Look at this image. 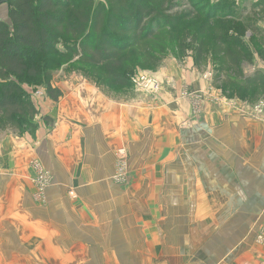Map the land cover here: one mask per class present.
<instances>
[{
    "label": "crops",
    "instance_id": "crops-1",
    "mask_svg": "<svg viewBox=\"0 0 264 264\" xmlns=\"http://www.w3.org/2000/svg\"><path fill=\"white\" fill-rule=\"evenodd\" d=\"M181 107L179 104L183 112ZM56 111L53 127L37 132L42 143L52 145L53 159L48 160V153L36 155L40 168L52 179L51 189L45 192L49 203L45 211L52 212L33 213L25 189L16 183L21 173L23 179L27 173L17 172L20 175L14 181L5 182L0 197V254L35 253L37 245H43L44 253H51L44 256L45 264H71L70 260L73 264H165L164 257L180 262L190 238V229L185 228L189 218L184 212L200 209L209 215L221 214L217 223L216 216L210 218L220 227L208 235L205 250L214 257L222 247L212 264L264 263V249L256 243L263 234L257 222L264 216V120L252 112L240 118L229 110L227 114L216 110L213 145L219 141L223 150L214 146L212 156L207 155L205 138L200 134L202 148L196 172L185 169L188 139L174 136L175 123H158L165 120L163 115L152 112L144 119L132 106L107 100L91 87L61 100ZM126 137L136 141L133 149H127L135 155L134 161L142 160L149 167L146 176L135 178L141 186L145 178L148 188L135 190L134 195L109 186L115 171L112 152ZM66 191L72 192L71 200L86 198L90 207L82 204V208L71 210L70 204L57 202L59 192L61 201L67 200L62 199ZM165 191L170 203L161 198ZM23 207L17 217L25 225L12 228L15 211ZM164 211L171 212V221H163ZM190 220L192 223L193 218ZM6 222L7 227L1 228ZM34 222L43 227V243H38L41 233L34 232ZM85 248H89V258L78 253Z\"/></svg>",
    "mask_w": 264,
    "mask_h": 264
},
{
    "label": "rangeland",
    "instance_id": "rangeland-1",
    "mask_svg": "<svg viewBox=\"0 0 264 264\" xmlns=\"http://www.w3.org/2000/svg\"><path fill=\"white\" fill-rule=\"evenodd\" d=\"M169 1L171 2V11H168V13L172 17H184L177 25L176 32L178 30L193 32L199 29L203 25L205 14L209 12L214 17L206 22L210 28L223 23L226 24V27L232 26L233 30H235L231 31L232 34H238L243 45L250 51L253 63L252 65L245 64L243 66L242 75L247 76L257 70L264 71V0ZM207 7L210 9H207ZM7 12L8 6H2L0 8V18H6ZM190 39V36L187 37L186 42ZM184 47L183 53H179V50L175 48V51L169 52L165 58L154 66L150 64L136 66L134 71L125 74L124 86H107L106 83L98 82L95 75H93L94 70L100 69L76 64L75 60L64 62L62 58L58 57L51 64V71L49 70L51 74L49 89L52 93H47L44 83L33 86L27 83L23 84L22 87L25 94L32 101L36 111H38V115L33 121L34 130H26L19 133L12 129L0 131V197L5 182L8 181V185L10 180L14 181L16 179L14 177L19 176L22 171L27 173V177L25 176V179H23V173H21V178L17 179L16 183L25 189V199H29L27 201L32 203L33 213L45 214L48 212L50 214L52 212L51 210L45 211L49 204L45 201V198H47L45 197V192L51 189L50 182L52 179H50L49 174L45 170H42L43 167L39 164L36 155L41 156V153H48V160L53 159V148L51 144L48 147L45 142L42 143L41 140L43 138L38 139L37 132L40 129L46 131V129L52 128L57 112V104L81 88H95L107 100L121 102L123 107L132 106L134 110H138L139 117L144 119L151 115L152 112H156L165 118L164 121L162 119L158 120V123H175L176 131L173 132L174 136L180 140L185 138L189 141L190 146L186 151L189 154L185 163V169H189V171H199L197 155L200 148H202L200 134L203 133V138H205L207 155L212 156L213 154L216 144L213 145L212 127L213 122H216L215 114H213L216 110L226 114L227 110H229L240 118L252 112L256 118L264 120L263 100L250 99L249 95L239 88V84H242V81L235 80V76L232 74L219 70L211 55H208V57L200 56L198 59L193 47L190 45H185ZM179 104H182L183 112H180ZM124 140V144L112 152L115 157V171L112 177L113 181L109 183V186L111 190L116 188L122 192L127 193L128 191L131 195H134L132 192H135V190L148 188L149 185L145 178L142 182L143 186L136 183L135 178L138 179L140 175L146 176L147 172H149V167L142 160L134 161L135 155L133 154L134 156H132L128 153V147L133 149L136 141L127 137ZM198 140L199 143L197 144ZM216 147L217 150H223L219 146V141ZM21 154H27L29 158L22 157ZM33 157L35 158L32 159ZM28 160L29 162H27ZM41 160L44 164L46 163L43 159ZM9 166L13 167L7 169ZM41 177L44 180L41 183L42 185H39L38 181ZM212 180L216 182V178L212 177ZM104 186L107 189L108 186ZM51 191L56 194L55 190ZM51 191L48 192V196ZM71 193L66 191L65 194L63 192L62 199L65 197L67 200L61 201L59 192L58 197L56 196L58 198L57 202L65 205L70 204L71 210L82 208V204H87L90 207V201H87L84 197L71 200L73 199ZM166 193L167 191L161 195V198L166 199L170 203L169 195H166ZM192 199L194 201V197ZM197 200L199 199L197 198ZM6 203L7 200L4 201V204ZM17 205L19 206V203ZM24 209L23 207L15 211L16 220L14 221L15 223L10 222L11 227L13 225H16V227L25 225L24 221L19 219V216L17 217V214ZM8 212L9 208L6 205L5 213ZM184 213L189 218V225L185 228L190 229V238L186 246V253H181V256L184 255L183 259L182 257L179 258L180 262L174 259L176 264H212V259L220 255L222 247L216 250L214 257L209 256V251L205 250V247H207L206 245L209 242L207 239L208 235L220 227L216 223L218 218L221 219V214L209 215L200 209L188 210ZM184 213L182 212V214ZM162 215L163 221L165 219L171 221V212L164 211ZM190 217L193 218L192 223ZM214 217L216 223L210 219ZM7 224L9 223H4L1 228L7 227ZM257 224L260 225V229L262 228L263 234L257 237L256 243L264 249V216L260 215ZM33 228L35 233H41V235H37L38 243H43L45 238L42 233V225L35 223ZM37 237L34 240H37ZM42 247L43 245H37V252L35 253H22L20 255L0 254V264H26V262L29 264H45L42 263L45 261L44 256H49L51 253H44L45 248ZM88 250L89 248H85L78 253L80 256L84 253V256L87 257L89 256L87 255L89 254ZM74 253H71V255L75 256L73 255ZM163 260H165V264H172V261H174L166 257ZM69 263L73 264V260H70ZM155 263L148 262V264Z\"/></svg>",
    "mask_w": 264,
    "mask_h": 264
},
{
    "label": "trees",
    "instance_id": "trees-1",
    "mask_svg": "<svg viewBox=\"0 0 264 264\" xmlns=\"http://www.w3.org/2000/svg\"><path fill=\"white\" fill-rule=\"evenodd\" d=\"M6 6L0 18V131L34 130L38 111L22 85L44 83L52 93L49 70L57 57L100 69L93 75L107 86H124L136 66H154L190 45L196 58L211 55L219 70L242 81L239 88L250 99L264 102V72L242 75L253 63L250 51L232 26L210 28L209 12L193 33L176 32L184 17L168 13L169 0H10Z\"/></svg>",
    "mask_w": 264,
    "mask_h": 264
},
{
    "label": "water",
    "instance_id": "water-1",
    "mask_svg": "<svg viewBox=\"0 0 264 264\" xmlns=\"http://www.w3.org/2000/svg\"><path fill=\"white\" fill-rule=\"evenodd\" d=\"M10 0H0V8L6 6Z\"/></svg>",
    "mask_w": 264,
    "mask_h": 264
},
{
    "label": "built area",
    "instance_id": "built-area-1",
    "mask_svg": "<svg viewBox=\"0 0 264 264\" xmlns=\"http://www.w3.org/2000/svg\"><path fill=\"white\" fill-rule=\"evenodd\" d=\"M121 153L123 154V152H121ZM119 179H120V178H119ZM43 180H44V179L41 177L40 180L38 181L39 185H42L41 183H42Z\"/></svg>",
    "mask_w": 264,
    "mask_h": 264
}]
</instances>
